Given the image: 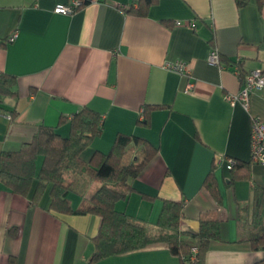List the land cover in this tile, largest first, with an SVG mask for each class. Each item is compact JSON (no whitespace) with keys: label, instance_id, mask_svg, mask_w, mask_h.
Here are the masks:
<instances>
[{"label":"crops","instance_id":"1","mask_svg":"<svg viewBox=\"0 0 264 264\" xmlns=\"http://www.w3.org/2000/svg\"><path fill=\"white\" fill-rule=\"evenodd\" d=\"M72 1L0 0V74L16 77L18 91L1 99L17 115L0 110V152L17 151L42 125L69 136L71 118L88 107L102 116L103 129L86 161L110 152L119 134L157 149L134 191L117 202L119 211L155 230L164 202H183L181 229L196 233L201 214L218 209L223 241L213 243L204 264L264 260L263 250L241 242L250 230L239 214L253 187L264 189V166L251 162V118L264 120V89L250 95L249 111L227 99L240 93L241 76L264 69V1L151 0L140 15L144 0H97L69 15L54 12ZM213 49L222 68L209 62ZM178 61L187 74L169 67ZM145 106H159L149 126L139 124ZM143 151L134 145L132 158ZM226 159L245 165L237 178ZM211 173L220 206L204 186ZM34 190L23 197L0 183V264H181L162 243L92 263L100 217L57 216L50 188L37 205ZM69 202L75 210L88 205L77 194Z\"/></svg>","mask_w":264,"mask_h":264},{"label":"trees","instance_id":"2","mask_svg":"<svg viewBox=\"0 0 264 264\" xmlns=\"http://www.w3.org/2000/svg\"><path fill=\"white\" fill-rule=\"evenodd\" d=\"M263 1L259 0L260 5ZM150 2L144 0L140 3L137 13L145 14ZM16 87V77L0 74V110L8 112L11 119L16 117L17 111L3 107L1 99L5 96L16 98ZM157 108L159 106H145L139 124L149 126L150 113ZM102 129V116L88 107L73 115L67 137L61 136L55 128L40 126L32 140L23 143L17 151L0 152V183L13 194L23 197H27L35 186L32 196L34 205L39 204L50 188L49 209L57 216L92 214L100 217V229L93 239L95 250L92 263L162 243L180 258L181 264H204L213 243L223 241V220L218 209L201 214L196 233L181 229L183 202L165 201L155 230H151L144 221L119 211L117 202L127 199L134 191V180L157 149L147 140L119 134L110 152L96 151L86 161L84 153L101 136ZM141 144L143 157L133 159L134 145ZM40 158L42 164L39 169L37 162ZM243 166L242 162L235 160L231 169L234 178ZM204 186L220 206L223 196L212 173L206 178ZM71 194L85 196L87 207L73 209L69 202ZM252 195L251 203L241 208L239 213L240 221L250 230L248 237L241 242L250 244L252 250L264 251V189L255 186ZM255 264H264V260Z\"/></svg>","mask_w":264,"mask_h":264},{"label":"built area","instance_id":"3","mask_svg":"<svg viewBox=\"0 0 264 264\" xmlns=\"http://www.w3.org/2000/svg\"><path fill=\"white\" fill-rule=\"evenodd\" d=\"M97 0H74L70 4H60L54 9L56 14L69 15L74 13L77 9L84 6L86 3L96 2ZM17 38V34L13 35L9 40L14 42ZM209 62L220 68L223 67L221 64V55L217 49H213L209 56ZM174 71L187 74L188 67L185 62L178 61L174 64L169 65ZM238 75L240 74L237 71ZM241 82L243 87L238 95H230L227 97L228 101L232 104L236 102H241L244 108L249 111V99L250 95L257 91H262L264 89V71L262 69L251 70L241 76ZM191 87V85H190ZM252 127H251V162L258 165L264 166V120L258 117H252ZM227 167L231 170L234 166V159H226ZM183 216L181 217L182 220ZM180 220V222H181ZM194 252H196L194 250ZM194 261V258H192Z\"/></svg>","mask_w":264,"mask_h":264},{"label":"rangeland","instance_id":"4","mask_svg":"<svg viewBox=\"0 0 264 264\" xmlns=\"http://www.w3.org/2000/svg\"><path fill=\"white\" fill-rule=\"evenodd\" d=\"M40 161H41V160H39V161H38V162H39V164H38V166H39V169H40V166H41V163H40Z\"/></svg>","mask_w":264,"mask_h":264}]
</instances>
